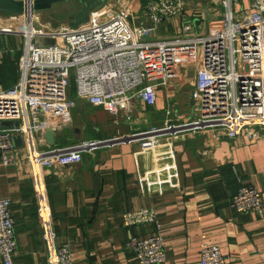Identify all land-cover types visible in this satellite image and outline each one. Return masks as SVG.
Instances as JSON below:
<instances>
[{
    "label": "crops",
    "instance_id": "0c3cea01",
    "mask_svg": "<svg viewBox=\"0 0 264 264\" xmlns=\"http://www.w3.org/2000/svg\"><path fill=\"white\" fill-rule=\"evenodd\" d=\"M182 1L197 33L203 32L200 27L208 30L225 11L223 0ZM252 2L231 4L240 15L252 8ZM142 22H148L146 10ZM159 27L157 38L181 32L177 16H167L157 32ZM5 37L6 51L10 47L3 43ZM11 44L20 48L19 39ZM191 61L190 55L185 56L171 67V77L157 87L153 103L133 101L130 118L129 113L114 115L74 96L69 102L68 131L55 130L54 145L46 142V133L38 143L45 151L103 140L98 150L83 154L81 163L43 169L41 179L39 170L34 173L27 162L25 148L18 149L11 166L0 161V196L11 199L16 220L13 264H49L36 181L46 185L56 246L70 243L75 264H137L127 241L155 232L164 237L168 257L163 264H200V247L207 240L220 246L227 264H264V211L238 213L232 207L242 185L260 191L264 204V128L252 127L236 138L214 129L189 130L161 136L155 146L125 140L152 126L178 125L200 114ZM17 77L18 82V68ZM161 81L156 72L148 84ZM142 209L153 211L156 220L125 223V213ZM0 264H4L1 257Z\"/></svg>",
    "mask_w": 264,
    "mask_h": 264
},
{
    "label": "built area",
    "instance_id": "2783aa9c",
    "mask_svg": "<svg viewBox=\"0 0 264 264\" xmlns=\"http://www.w3.org/2000/svg\"><path fill=\"white\" fill-rule=\"evenodd\" d=\"M21 1L27 6L23 15L0 18V64L6 54L3 36L21 37L24 42V54L18 60L19 81L8 89L0 82V123L14 122L11 127L0 125V161L5 166L16 163L19 148L28 150L27 162L34 173L39 170L41 179L43 169L81 163L83 154L98 150L103 140L45 151L38 143L47 129L61 130L66 125L70 92L114 115L129 113L130 118L133 101L153 103L157 87L171 77V67L189 55L200 114L182 124L152 126L125 140L155 146L161 136L189 130L214 129L236 138L252 127L264 128V0H253L252 8L240 15L231 4L240 0H223L221 18L202 33L194 31L182 0H148L147 23L136 21L141 0H115L92 11L89 21L78 28L42 21L30 7L34 0ZM167 16L179 18L181 32L157 38L158 26ZM156 72L162 81L149 85ZM14 137H21L23 145L16 146ZM35 184L49 264H75L70 243L56 246L46 185ZM12 204L10 198L0 196V257L4 264H13L18 246ZM232 207L238 213L262 215L263 198L254 186L242 185ZM124 218L128 225L156 220L148 209L127 212ZM126 247L136 254L137 264H163L168 257L159 232L133 236ZM200 250V264H227L219 245L207 240Z\"/></svg>",
    "mask_w": 264,
    "mask_h": 264
},
{
    "label": "water",
    "instance_id": "95a60500",
    "mask_svg": "<svg viewBox=\"0 0 264 264\" xmlns=\"http://www.w3.org/2000/svg\"><path fill=\"white\" fill-rule=\"evenodd\" d=\"M113 0H34L31 9L36 14H49L63 16L65 24L71 28H78L89 21L92 11ZM27 10L26 4L21 0H0V14L23 15ZM148 39V38H147ZM2 127H11L13 121L1 122ZM45 140L50 145L55 144V131L46 130ZM16 146H22L21 137H14Z\"/></svg>",
    "mask_w": 264,
    "mask_h": 264
},
{
    "label": "rangeland",
    "instance_id": "374dc122",
    "mask_svg": "<svg viewBox=\"0 0 264 264\" xmlns=\"http://www.w3.org/2000/svg\"><path fill=\"white\" fill-rule=\"evenodd\" d=\"M113 1H115V0H113ZM109 3H111V2H109ZM146 7H147V0H142L139 12H138L137 17H136V21L138 23L142 22V17H143L145 10H146ZM39 16L41 17L40 19L42 21L43 20H50L56 26L61 25L62 23L65 24V21L63 20V16H52L49 14H43V15L39 14ZM203 29H204L203 27H200L199 31H204L205 29L204 30ZM160 31H161V27H159V32H157V34L160 35ZM3 37H5V36H3ZM16 39H19L20 48L14 44L10 45V42L15 41ZM20 40L21 39L17 36L5 37L3 40L4 41L3 43H5V45H6V48L10 47L9 49H6L7 52L5 54L3 64L0 65V72L2 70L4 71V78H5L4 80L6 82V86H5L4 81H2L0 79L1 84L3 85L4 88L12 86L17 81L16 80L17 79V68H18V63H19L18 60H19L20 56L22 55L21 48L24 46V44L21 43L22 41H20ZM10 49H12V50H10ZM14 76H15V79H14L15 82L12 80V78ZM69 96H70V101L75 100V97H74L75 95L72 93V91L70 92ZM156 127H158V126H156ZM161 127H163V126H161ZM67 128H68V126L64 125V127L60 131L61 132L68 131ZM148 129H150V128H148Z\"/></svg>",
    "mask_w": 264,
    "mask_h": 264
},
{
    "label": "trees",
    "instance_id": "16d2710c",
    "mask_svg": "<svg viewBox=\"0 0 264 264\" xmlns=\"http://www.w3.org/2000/svg\"><path fill=\"white\" fill-rule=\"evenodd\" d=\"M3 64V63H2ZM1 65V64H0ZM18 78V77H17ZM0 79L2 80V81H4V83H5V86H6V82H5V78H4V71L2 70L1 72H0ZM14 79H15V76L12 78V80L14 81ZM16 80H18V79H16ZM1 82V81H0ZM17 82V81H16ZM13 86V85H12ZM11 87V86H10ZM10 87H6L7 89L8 88H10Z\"/></svg>",
    "mask_w": 264,
    "mask_h": 264
}]
</instances>
